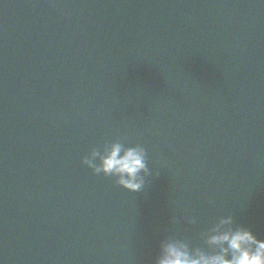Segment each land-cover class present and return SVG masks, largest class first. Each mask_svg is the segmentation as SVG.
Segmentation results:
<instances>
[{"label": "water", "instance_id": "obj_1", "mask_svg": "<svg viewBox=\"0 0 264 264\" xmlns=\"http://www.w3.org/2000/svg\"><path fill=\"white\" fill-rule=\"evenodd\" d=\"M115 139L138 192L82 163ZM226 215L264 239V0H0V264H156Z\"/></svg>", "mask_w": 264, "mask_h": 264}, {"label": "clouds", "instance_id": "obj_2", "mask_svg": "<svg viewBox=\"0 0 264 264\" xmlns=\"http://www.w3.org/2000/svg\"><path fill=\"white\" fill-rule=\"evenodd\" d=\"M82 163L131 192L140 191L149 175H159L149 167L142 144L125 145L120 139L93 146ZM203 236L207 249L190 248L179 239L162 242L156 264H264V239L246 226H235L232 215L221 216Z\"/></svg>", "mask_w": 264, "mask_h": 264}]
</instances>
